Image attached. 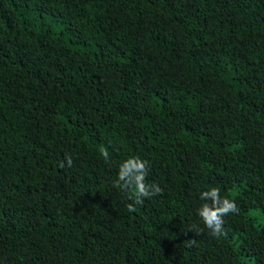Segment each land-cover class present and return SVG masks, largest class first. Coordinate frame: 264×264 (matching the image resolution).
Instances as JSON below:
<instances>
[{
	"label": "trees",
	"instance_id": "16d2710c",
	"mask_svg": "<svg viewBox=\"0 0 264 264\" xmlns=\"http://www.w3.org/2000/svg\"><path fill=\"white\" fill-rule=\"evenodd\" d=\"M0 264H264V0H0Z\"/></svg>",
	"mask_w": 264,
	"mask_h": 264
},
{
	"label": "clouds",
	"instance_id": "9594fccd",
	"mask_svg": "<svg viewBox=\"0 0 264 264\" xmlns=\"http://www.w3.org/2000/svg\"><path fill=\"white\" fill-rule=\"evenodd\" d=\"M101 155L106 163L110 162V154L106 148L101 149ZM68 166L73 161L70 155L65 157ZM61 168L65 167V162H60ZM148 161L140 157H129L123 161L118 168V177L113 182V187L122 192H130L129 199L131 203L127 204L130 212L136 211L135 205H142L145 198H152L163 192V189L157 184H147L146 177L148 174ZM201 201H207L199 207L196 212L205 227L209 230V234L219 238L226 236L224 230V217L230 214H237L239 209L237 204L228 197H222L220 189L211 187L207 191L200 194ZM188 231H194L196 235L200 234V229L191 226ZM189 244L194 243V239L188 240Z\"/></svg>",
	"mask_w": 264,
	"mask_h": 264
}]
</instances>
